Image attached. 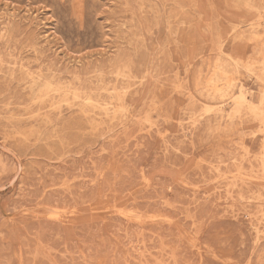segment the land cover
<instances>
[{
	"label": "rangeland",
	"instance_id": "obj_1",
	"mask_svg": "<svg viewBox=\"0 0 264 264\" xmlns=\"http://www.w3.org/2000/svg\"><path fill=\"white\" fill-rule=\"evenodd\" d=\"M262 72L264 0H0V264H264Z\"/></svg>",
	"mask_w": 264,
	"mask_h": 264
},
{
	"label": "bare ground",
	"instance_id": "obj_2",
	"mask_svg": "<svg viewBox=\"0 0 264 264\" xmlns=\"http://www.w3.org/2000/svg\"><path fill=\"white\" fill-rule=\"evenodd\" d=\"M239 1V0H238ZM176 7V6H175ZM174 7V8H175ZM178 8V7H177ZM180 8V7H179ZM187 11V10H186ZM169 16V15H168ZM117 22V21H116ZM156 22V21H155ZM167 22V21H166ZM256 22V21H255ZM252 24V23H251ZM250 24V25H251ZM241 26V25H240ZM168 27V26H167ZM169 27H171V26H169ZM134 28V27H133ZM218 28V27H217ZM251 28V27H250ZM126 29V28H125ZM170 29V28H169ZM172 29V28H171ZM170 29V30H171ZM232 29H233V27H232ZM234 30H236V29H234ZM218 31H219V29H218ZM235 32V31H234ZM168 33V32H167ZM166 36V35H165ZM229 36V35H228ZM219 38V37H218ZM235 38V37H234ZM217 39V38H216ZM242 39V38H241ZM166 41V40H165ZM164 42V41H163ZM99 44V43H98ZM222 46V45H221ZM220 46V47H221ZM219 47V48H220ZM162 48V47H161ZM178 48V47H177ZM223 48V47H222ZM166 49H168V48H166ZM217 49V48H216ZM222 53V52H221ZM220 53V54H221ZM222 55V54H221ZM220 55V56H221ZM225 57H226V55H225ZM228 58V57H227ZM230 59V58H229ZM231 60V59H230ZM184 61V60H183ZM232 62H233V60H231ZM239 62V61H238ZM248 63V62H247ZM234 64V63H233ZM246 64V63H245ZM235 66H236V64H235ZM238 66V65H237ZM244 66V65H243ZM260 66H262V65H260ZM252 68L254 67V65L253 66H251ZM244 68V67H243ZM245 69V68H244ZM124 70V69H123ZM126 70V69H125ZM186 70V69H185ZM248 73V72H247ZM263 73L264 72H262L261 73V75H263ZM249 74H251V73H249ZM123 75H124V73H123ZM123 75L121 76V77H123ZM127 75V74H126ZM260 75V76H261ZM120 77V78H121ZM126 77V76H125ZM100 78V77H99ZM257 78V77H256ZM259 78V77H258ZM261 79H262V77H261ZM264 79V78H263ZM154 83V82H153ZM262 83V82H261ZM102 85V84H101ZM121 88V87H120ZM126 88V87H125ZM125 93V92H124ZM236 96L235 97H233L232 96V100H231V102H232V104H233V106L235 107V109H239L240 107H242V106H244L245 104H247L248 102H247V97H246V94H247V92H246V90H245V88H244V86H243V84H240V85H238V87H237V90H236ZM264 95V94H263ZM262 97V96H261ZM260 97V98H261ZM110 102V101H109ZM111 102H113V101H111ZM230 102V103H231ZM229 103V104H230ZM259 104H261L260 106H261V111H262V109L264 110V96H263V98L261 99V101H260V103ZM65 105V104H64ZM207 108V107H206ZM256 109H257V107H255ZM101 109V108H100ZM100 109H98L99 110V112H100ZM103 109V108H102ZM53 110V109H52ZM92 110V109H91ZM93 110H94V108H93ZM108 110V109H107ZM54 111V110H53ZM56 111V110H55ZM220 111H222V109H220ZM251 111H252V109H251ZM256 111V110H255ZM254 111V109H253V113L255 112ZM260 111V113L262 114V113H264V112H261ZM102 112H104V111H102ZM107 112V111H106ZM114 112V111H113ZM205 112H208V109H207V111H205ZM256 112H258L259 113V111L257 110ZM101 113V112H100ZM209 113V112H208ZM207 113V114H208ZM250 113V112H249ZM124 114V113H123ZM105 115H106V113H105ZM258 115V114H257ZM256 115V116H257ZM262 115H264V114H262ZM112 116V115H111ZM123 116V115H122ZM125 116V115H124ZM252 116H253V114H252ZM94 117H95V115H94ZM254 118H255V116H254ZM261 124V123H260ZM256 135V134H255ZM254 136V135H253ZM263 158H264V156H263ZM264 163V162H263ZM263 163H261V164H263ZM264 168V167H263ZM262 171V170H261ZM240 172V171H239ZM238 172V173H239ZM232 176H234V175H232ZM231 176V177H232ZM233 178V177H232ZM258 199V198H257ZM250 202V201H249ZM258 236V235H257Z\"/></svg>",
	"mask_w": 264,
	"mask_h": 264
}]
</instances>
